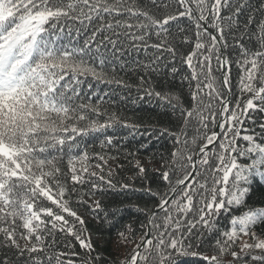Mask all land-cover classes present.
<instances>
[{"label":"snow or ice","instance_id":"snow-or-ice-1","mask_svg":"<svg viewBox=\"0 0 264 264\" xmlns=\"http://www.w3.org/2000/svg\"><path fill=\"white\" fill-rule=\"evenodd\" d=\"M150 4L169 7L164 0ZM174 4V11L156 15L138 0H0V264H264V231H256L264 225V207L247 204L254 185L264 183V0L255 6L252 0ZM184 19L190 28L181 26ZM174 26L189 45L181 55L190 70L182 76L187 98L145 89L141 80L142 94L133 103L156 98L178 115V127H145L102 110V90L91 82L130 87L112 67L128 52L154 49L143 65L153 72L168 53L173 78L180 72L169 41ZM117 126L133 136L173 140L158 175L150 177L128 152L134 174L115 181L108 161L116 156L73 151L77 137L115 133ZM190 126L195 135L189 138ZM116 138L105 135L101 148L115 147ZM117 184L148 200L105 210L95 197ZM73 203L115 234L116 250L135 244L132 251L106 259ZM126 213L134 219L126 220ZM243 237L252 242L237 251Z\"/></svg>","mask_w":264,"mask_h":264},{"label":"trees","instance_id":"trees-1","mask_svg":"<svg viewBox=\"0 0 264 264\" xmlns=\"http://www.w3.org/2000/svg\"><path fill=\"white\" fill-rule=\"evenodd\" d=\"M138 2L145 7L146 10L151 11L156 15H162L164 12L174 11L175 4L174 0H164L169 7L167 9H157L153 8L150 4V0H138ZM253 6L256 5L258 0H252ZM257 19H260L259 13H256ZM241 23L246 21L247 13L242 16ZM181 26L190 28V23L184 19L181 21ZM254 27V26H253ZM172 35L169 37V41L177 48V54L174 60L175 66L180 69V72L173 76L170 73V68L172 66V57L168 53H164V59L160 61L158 72H153L146 70L143 65L149 63L153 56L155 55L154 49H148L147 53L144 51L137 52H128L122 57L120 60L114 62L112 67L115 69V78L122 79L127 85L130 87L125 88L113 84L106 83H98L96 81H92L94 87L102 90L99 92L101 96V100L98 103L101 106L102 110H107L108 112H118L123 119L128 120L129 122L142 124L145 127H154L159 128L161 126H168L172 128H177L179 124L178 115H174L171 112V109H166L162 106V102L153 98L151 102L146 98L144 101L136 100L138 94H142L139 91V86L141 85V80H143V88L147 89L149 87L154 88L156 91L161 92H173L176 95H183L185 99L187 98V93L189 91L187 81L182 80V76L189 73L190 70L186 68V66L181 61V55L188 51L189 45L181 43L180 37L182 33L179 32L178 27L174 26L171 29ZM188 36L192 35V32L189 31ZM83 37H81L82 39ZM229 41L231 42V37H229ZM251 47V45H249ZM235 56V53H233ZM121 63L124 64L121 67ZM213 67H215V61H213ZM113 74L109 72V76L111 77ZM219 72L216 73V76L219 77ZM195 82H193L194 84ZM237 69L235 66L232 68V85L233 91H237ZM218 86V84H217ZM85 87H87L85 85ZM108 92V96H104L103 93ZM235 100V96L233 97ZM93 100H96V97H93ZM258 117L261 114H255ZM101 120L104 117H100ZM141 132L144 131V128L140 129ZM259 132V129H257ZM116 135V139L113 141L115 147L101 148V141L104 139L105 135ZM189 138L195 135L194 128L192 126L188 129ZM147 142V147L141 148L142 144ZM76 143L79 144L78 149H74V152L77 151H88L90 155H94L96 153L101 154H111L112 156H116L117 159L112 160L109 159L108 167L116 174L114 176L115 181H127L130 176H132L133 169L129 160L132 157L127 156L128 152H135V159L140 160L144 163L145 167L149 169V176L158 175V170H161V157L165 160L170 157V153L173 150V140L170 137H160L159 139L152 138L149 139L147 136L135 135L130 132L129 129H124L120 126H117V131L114 133L112 129L104 132H95L89 133L86 136L77 137ZM195 147V146H193ZM138 150V151H137ZM151 160L152 163H148L147 161ZM98 161L93 160L92 163H96ZM241 163H245L246 161L241 160ZM122 164L123 168H118L117 165ZM94 170V169H92ZM175 178H173L174 180ZM156 183H160L159 180ZM141 184L139 181L135 182V188H140ZM165 189L162 187L161 191ZM101 200L103 208L105 210H110L113 206H117L121 203H127L128 201H138L140 203H144L148 200L147 196L144 195L142 191H134L133 189H121L119 184H117L116 189H107L103 196L95 197ZM91 203V201H89ZM247 204L252 207H264V183H258L254 185L253 191L248 197ZM151 207V203L149 204ZM72 207L75 208L78 212L84 215L85 220L87 221V226L91 230L92 233V241L96 245L97 251L101 252L106 259H116V258H124L127 256L132 249L135 247V244H128L126 246L120 247L116 250V238L114 233H110L107 228H104L101 223L92 218V216L85 213L84 208L79 207L75 203L72 204ZM246 209H241L239 211H243ZM237 209H233V214L237 213ZM99 215H103V212L99 213ZM125 219H134L133 215L125 214ZM220 222L222 225H227L228 220L225 216L220 217ZM257 233L264 231V225H260L256 229ZM211 239V238H209ZM140 235L139 233L136 236V241L139 242ZM22 242L21 241V245ZM23 246V245H22ZM239 247V241L236 245V250ZM76 251H82L78 247L75 249ZM204 251H211L210 247H206L202 249ZM238 251V250H237ZM4 254V250L0 249V255ZM255 254L259 255V252ZM11 256V253H8ZM73 258V257H69ZM74 259V258H73ZM247 259V258H246ZM251 264H261V262H251Z\"/></svg>","mask_w":264,"mask_h":264},{"label":"rangeland","instance_id":"rangeland-1","mask_svg":"<svg viewBox=\"0 0 264 264\" xmlns=\"http://www.w3.org/2000/svg\"><path fill=\"white\" fill-rule=\"evenodd\" d=\"M262 238H264V237H262ZM244 242H249V243H251L252 241H251L248 237H243V238L239 241V245L242 244V243H244ZM25 243H26V242H22V245L24 246ZM237 250H239V247H238ZM250 264H251V262H250Z\"/></svg>","mask_w":264,"mask_h":264}]
</instances>
